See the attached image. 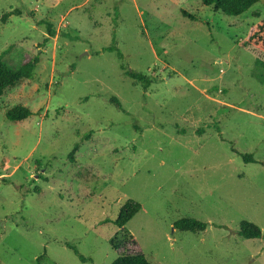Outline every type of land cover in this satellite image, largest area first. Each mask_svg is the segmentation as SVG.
I'll use <instances>...</instances> for the list:
<instances>
[{
	"label": "rangeland",
	"instance_id": "374dc122",
	"mask_svg": "<svg viewBox=\"0 0 264 264\" xmlns=\"http://www.w3.org/2000/svg\"><path fill=\"white\" fill-rule=\"evenodd\" d=\"M262 19L264 0L238 17L201 0H0V55L40 59L0 98V264H112L129 200L152 264H264V52L244 45ZM18 105L32 115L8 120ZM242 221L263 236L241 238Z\"/></svg>",
	"mask_w": 264,
	"mask_h": 264
},
{
	"label": "trees",
	"instance_id": "16d2710c",
	"mask_svg": "<svg viewBox=\"0 0 264 264\" xmlns=\"http://www.w3.org/2000/svg\"><path fill=\"white\" fill-rule=\"evenodd\" d=\"M207 7H214L217 11L222 12L227 16L238 17L247 12L253 5L259 0H201ZM20 16L19 10L11 11L3 15L2 22L7 23L9 17ZM32 18H35V14H30ZM37 25L45 26L49 37L54 33V27L46 20H38ZM49 42V38H46L42 46H45ZM246 47H251L256 50L264 52V19L260 20L256 24L252 25L244 41ZM103 52L115 53L120 61V69L124 74L135 81L143 83L145 87L152 85V80L148 76L129 70L123 63L124 55L121 50L116 46H110L103 49ZM39 56L32 59H25L20 61H14L9 59V55L5 52L0 55V98L9 88L15 87L23 80H33L35 76V69L39 63ZM257 64L264 68V61L257 60ZM111 102L119 109L122 110V104L118 98H111ZM32 115V111L23 105L15 106L6 110L5 116L8 120L14 122H20L28 119ZM197 133L203 134L204 130H198ZM78 148L74 150L71 155L73 160V154L76 153ZM237 155H240L247 163H257L253 155L242 154L234 150ZM142 209L140 203L129 200L120 210L117 219L114 224L120 228V232L112 239L111 244L117 251L118 257L112 264H152L146 258L145 254L141 250L136 239L126 230L125 226L134 218V216ZM208 224L194 218H182L174 223V228L181 232H190L198 234L207 230ZM238 235L241 238L251 240L259 239L263 236L261 228L250 221H242L238 230ZM73 248V247H71ZM75 253L79 255L83 262L87 259L80 255L79 252L73 248ZM45 257V256H44ZM43 256L38 258L37 261L40 264Z\"/></svg>",
	"mask_w": 264,
	"mask_h": 264
}]
</instances>
